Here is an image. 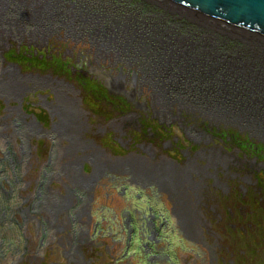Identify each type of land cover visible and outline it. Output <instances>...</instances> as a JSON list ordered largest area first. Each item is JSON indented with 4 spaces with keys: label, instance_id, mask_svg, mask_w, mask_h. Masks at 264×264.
<instances>
[{
    "label": "flooded vegetation",
    "instance_id": "obj_1",
    "mask_svg": "<svg viewBox=\"0 0 264 264\" xmlns=\"http://www.w3.org/2000/svg\"><path fill=\"white\" fill-rule=\"evenodd\" d=\"M128 9L0 0V264L256 263L264 140L226 68Z\"/></svg>",
    "mask_w": 264,
    "mask_h": 264
},
{
    "label": "bare ground",
    "instance_id": "obj_2",
    "mask_svg": "<svg viewBox=\"0 0 264 264\" xmlns=\"http://www.w3.org/2000/svg\"><path fill=\"white\" fill-rule=\"evenodd\" d=\"M110 1L124 3L129 7V11H137L140 7L147 20L151 21L152 19L161 26L170 27L172 34L177 32L175 40L179 44L178 47L186 50V45L183 42L188 41L191 43V47L189 46L190 51L188 52L200 58V62H206L210 55L213 56L206 67L199 66V68L203 70L208 79H211L216 74L217 69L223 66L226 68V75L234 81L232 82L233 84L229 83L233 87L231 90L233 95L228 90L224 93V95H231L232 97V99L227 101L229 104H225L226 117L236 114L233 118L240 119L243 122L248 120L249 127L258 128L259 131L264 132V125L259 123L257 119L252 118L253 116L251 119L247 116L254 115L253 112L256 107L258 109L262 107L261 110H264V46L258 45L241 34H231L222 26H213V24L208 23L196 14L181 11L182 14L180 10H176L166 1H161L162 3L158 0ZM200 42L203 43L204 52L203 54H195L196 45ZM218 53L228 54L226 55L227 59L220 62L217 59L215 60L214 55H218ZM190 57L188 56V58ZM188 77L190 78L186 77L188 80L184 85L186 90H190L193 83L197 81L192 73H189ZM227 86L225 83V86L218 87L220 91H224L226 88H230ZM172 88L180 91L175 87ZM200 89L203 88L197 86L195 91L199 92ZM259 135V137H264V134L259 133Z\"/></svg>",
    "mask_w": 264,
    "mask_h": 264
},
{
    "label": "water",
    "instance_id": "obj_3",
    "mask_svg": "<svg viewBox=\"0 0 264 264\" xmlns=\"http://www.w3.org/2000/svg\"><path fill=\"white\" fill-rule=\"evenodd\" d=\"M158 1H166L180 12L196 14L213 26H222L231 34H241L258 45L264 46V0ZM263 111L256 107L254 115L250 113L251 115L247 116L250 119L253 116L252 118L264 125Z\"/></svg>",
    "mask_w": 264,
    "mask_h": 264
},
{
    "label": "rangeland",
    "instance_id": "obj_4",
    "mask_svg": "<svg viewBox=\"0 0 264 264\" xmlns=\"http://www.w3.org/2000/svg\"><path fill=\"white\" fill-rule=\"evenodd\" d=\"M134 6V5H133ZM137 7V6H136ZM64 12H67L66 10H64ZM126 15H127V13H126ZM112 19H113V21H122V23L124 24V22L126 21L125 19V17L124 18H122V17H114V16H112ZM123 19V20H122ZM160 26V25H159ZM123 28H124V25H123ZM121 29H122V26H121ZM170 27H166V30L168 31V32H170ZM149 33V32H148ZM147 33V34H148ZM149 36V35H148ZM158 38H160L162 41H164V43H163V46L164 47H161L160 45L157 47V48H165V45L167 44L166 43V41H168L167 40V38L165 39V35H162V34H159L158 33ZM186 41V40H185ZM185 45H189L190 47H191V43H189L188 41H186V42H183ZM192 45H194V43H192ZM17 48V47H16ZM191 55V54H190ZM191 56H193V58L194 59H198V60H200V58H197V57H195L194 55H191ZM217 56V57H216ZM212 57L213 56H211L210 55V57L206 60V62H208V64L210 63V60L212 59ZM214 57H215V60L217 59V60H219V62L220 61H222V60H224V59H227V56H226V54L225 53H222V54H219V55H214ZM228 91L229 92H231L229 89H228ZM232 94H233V92H231ZM227 97V95H224V98H226ZM227 99V98H226ZM261 109H262V107H261ZM264 109V108H263ZM240 113V112H239ZM238 114V113H237ZM236 116V114H233L232 116H231V118H232V120H234V118L233 117H235ZM231 123H233V126L234 127H237L239 130H241V131H243V127H246V129H245V131H247V133H249V134H252L253 133V135H252V137H254L255 139H258L259 141H261L262 139L264 140V137H257L256 135H259V133L260 134H264V132H261V131H259V129L258 128H254V127H249L248 125V120H247V122H243V121H241L240 119L238 120L237 119V121L236 122H231ZM260 136V135H259ZM259 217V216H258ZM261 218H263V216L261 215L260 216V219ZM258 251H260V253L259 254H257V257H256V263H254V264H264V244L262 245V247L261 248H258Z\"/></svg>",
    "mask_w": 264,
    "mask_h": 264
}]
</instances>
